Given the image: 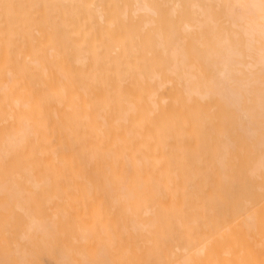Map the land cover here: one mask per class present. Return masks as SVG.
<instances>
[{
	"label": "bare ground",
	"instance_id": "6f19581e",
	"mask_svg": "<svg viewBox=\"0 0 264 264\" xmlns=\"http://www.w3.org/2000/svg\"><path fill=\"white\" fill-rule=\"evenodd\" d=\"M196 1L167 0L173 3L170 13L173 16L179 15L175 16L173 28L167 29V35L173 31L183 33L189 31L194 26L191 24L192 21L194 22L193 14H199L204 18V26L202 25L204 28L208 26L211 31L218 30L216 15L213 8L209 6L210 2L218 0H200V3L203 1L201 6ZM229 1L228 18L230 17L234 26L238 23L242 24L243 36L246 38V51L253 52L251 42L255 36L262 41V48L256 53L255 64L261 67L258 73L264 74V15L260 14L264 12V0H247L245 5L241 4V0ZM137 3L138 0H0V128H12L7 139L0 141V170L6 161L12 162L11 168L14 170L24 160H29L28 166L25 167H28L25 172L28 177L27 182L36 189L37 183L33 181L34 176L57 174L58 184L56 183L57 186L54 184L56 187L54 189L61 192L64 191L63 186L67 181L64 176H69L71 198L76 199V195L84 194V203L88 205L89 221L105 216L103 213L105 203L103 192H101L104 185L99 179V173L106 175L132 173L136 168L142 167L141 158L172 159L174 151L170 144L173 136L178 133L183 124L188 126L199 124L203 106L198 105H204L206 99L215 98L227 109H233L239 113L238 121L241 128L239 131L243 132L248 140L254 138L259 131L254 127H264V93L258 94L256 90L250 88L251 85L258 84L257 80H247L244 84L242 81L245 82L246 79L238 80L237 75L241 74V71L237 69L239 63L236 58H240L242 53L237 50L236 45L235 49L227 47L228 43L225 47L221 45L223 50L219 54L220 57L213 62L214 75L218 81L216 86H210L211 84L207 82L204 94L198 92L196 88L187 93L186 90L184 92L186 96L178 97L177 104L168 112H163L156 122L152 124L146 122L143 103L144 95L149 87L145 76L149 74L144 75L145 73L141 70V64L144 62L147 64V60L139 58L146 43H141L142 49L135 51L136 45H133V40L135 41L136 35L129 32L119 18L122 14L127 16L130 5L134 6ZM176 7L180 8L178 13H175ZM239 26L237 28L240 30ZM135 27L131 26L132 29ZM131 28L130 30L133 31ZM169 36L171 35L166 37L169 38ZM223 38H226L224 40L226 42L227 36ZM187 57L188 54L183 46L178 45L174 46L168 55L173 68L185 64ZM159 66L158 62L154 63L155 69ZM127 102L139 104V110L136 111L134 108L123 110L121 106ZM243 102L254 103L243 112L241 108ZM79 121H83L82 126L78 124ZM175 139L182 144L188 141V137L182 135ZM185 155L189 156L187 150ZM144 171L149 173L151 170L144 168ZM151 180L148 190H153L154 188L151 187L155 184L161 185L158 176H152ZM169 182L173 183L174 180L171 179ZM3 187L1 186L0 189ZM14 188L16 189V186ZM49 189L47 187V190ZM118 190L121 197L128 202L129 194L126 186L120 184ZM13 192L17 194L16 190ZM13 192L12 199L18 197ZM8 196L7 198L10 197ZM130 196L132 197L133 194ZM37 198H39V209L46 211L47 204L51 203V197L40 195ZM33 200L32 196L27 201ZM146 200L151 202L153 198L148 197ZM8 203H11L10 198ZM20 204L18 202V206ZM258 205L261 208L258 210L254 207L255 212L253 213L252 209V213L246 215L245 221L242 222L243 218L240 219L242 224L238 223L239 220L234 221L235 224L230 226L233 230L231 228L229 230L226 225L224 229L227 228V230H224L221 236V231L217 232L219 235L215 234L217 237L213 239L214 241L209 239L211 243L209 245V241L203 239V233L194 232L188 240L194 244H200L203 239L208 246L202 240V244H205L203 249L201 250L199 244L195 246V248L200 247L198 252V249L194 248V251L190 248L194 251L192 255L185 248L189 255L184 256L182 263L258 264L260 262L262 264L264 261V204ZM167 206L170 208L172 205L167 204ZM3 208L6 207L2 206ZM71 212L72 216L68 217L70 220L66 222V225L69 233L76 236V207L72 206ZM29 218L31 220L32 217ZM164 220L166 221L167 218H163ZM155 222L157 221L152 219L151 225L154 226ZM176 226L178 224L166 225L164 230H171ZM41 227L31 223L28 228L46 238L55 236L54 232ZM80 240L84 241L85 237L80 236ZM162 240L164 241V238ZM35 245L37 247V244ZM3 248L5 250V247ZM176 249L178 248L168 254L174 255ZM6 257L1 258L2 261L7 259ZM1 259L0 264H4ZM99 259L101 261V257ZM106 262L109 261L105 260ZM58 264L72 263L62 254Z\"/></svg>",
	"mask_w": 264,
	"mask_h": 264
},
{
	"label": "rangeland",
	"instance_id": "374dc122",
	"mask_svg": "<svg viewBox=\"0 0 264 264\" xmlns=\"http://www.w3.org/2000/svg\"><path fill=\"white\" fill-rule=\"evenodd\" d=\"M202 2L196 1L200 6ZM229 2V0H218L209 4L217 18V31H211L208 26L204 28V18L199 14H193L194 22L192 21L191 24L194 26L186 33L181 31L170 32L169 38L166 37L168 36L167 29L173 28L175 16L178 15L173 16L170 13L173 6L172 2H167V0H138L134 6L130 5L127 16L121 13L119 18L129 29L128 31L138 36L134 37L136 42L133 40V45H138L137 48L135 46L134 50L142 49L141 43H146L143 53L139 57L147 60V64L145 62L141 64V70L145 73L144 75L149 74L145 76L149 87L144 95L143 103L146 122L150 124L156 122L163 112L166 113L172 109L177 104V99L185 97L189 90L196 88L198 92L204 94L207 82L211 84L210 86H216L218 81L214 75L213 62L220 57L222 47L228 44L227 47L232 49L237 47V50L242 53L240 58H236L239 63L237 69L241 71V74L237 75L238 80L240 78L246 79L245 82L242 81V84L246 83L247 80H257L258 84H253L250 88L256 90L258 94L264 93V74L258 73L261 67L255 64L256 53L261 50L262 41L255 36L251 42L253 52L246 51V38L243 36L242 24L238 23L234 26L229 19L230 17L228 18ZM246 2L247 0H241V4H246ZM217 4L218 8L216 9ZM176 8L175 13H178L180 8ZM262 13L260 14L264 15V12ZM168 14L171 16L169 17ZM162 17L164 18L161 19ZM132 25L136 26L135 29L131 28ZM237 26L240 27L241 31ZM150 27L153 28V31ZM145 30L149 31L146 33ZM224 34L227 36L226 42L224 41L226 38H223L225 37ZM226 43L228 44L226 45ZM176 45L183 46L188 57L185 64L173 68L168 55L169 51ZM221 45L223 46L221 47ZM153 52L154 54H152ZM164 61L168 63L164 64ZM155 62L160 65L156 69L154 67ZM198 77L201 78L198 79ZM185 91L186 93H184ZM163 96L166 97L163 98ZM203 104L198 105L203 106L199 124L196 126L183 124L178 133L173 136V141L170 144L174 151L172 159L156 157L155 160H148L141 158L142 167L136 168L132 173L123 172L108 175L99 173V179L104 185L101 192H103L105 203V211L103 212L105 216L98 220L89 221L88 205L84 203V194L76 195V199L71 198L69 176H64L67 181L63 186V192L54 189L55 185L58 184L56 182L58 181L57 174H54L55 176H44L43 174L34 176L33 181L37 183L35 189L27 182L28 177L25 174L28 168L25 167L28 166L29 160H24L14 170L11 168V161L4 162L0 170V188L1 186L5 187H3L4 190L0 189L3 190L0 193H4L0 195V259L7 255L8 257L4 261L1 259V261L4 264L7 262L8 264H58L63 254L70 259L72 264H184L182 263L184 256L189 255L190 252L192 255L195 249H198L197 252L200 251V247L195 248L196 245H200L202 250V247L207 245L204 240H213L219 235L217 232L220 231L221 236L222 232L227 230V228L224 229L226 225L228 229H232L230 226L235 224L234 221L239 220L238 223L242 224L241 218H243L242 222L245 221L246 215L254 213L255 208L258 210L261 208L258 204H264V127H254L259 131L257 130L254 138L248 140L243 132H240L239 113L233 109H227L222 102L215 98H208ZM251 104L243 102L241 104L243 112ZM121 108L123 110L134 108L138 111L139 104L127 102ZM78 124L82 126L83 121H79ZM11 130L12 128L1 127L0 141L6 140ZM195 132L198 133L195 134ZM179 135L187 136L188 141L183 144L180 143L178 139H175ZM203 141L205 143H202ZM21 145L23 147L24 143ZM184 147L189 153L188 157L185 155ZM261 163L262 165H260ZM144 168L151 171L145 172ZM152 176H158L161 185L155 184L151 187L154 188L153 190H148ZM171 179L174 180L173 183L169 182ZM47 180L49 181L47 182ZM120 184H124L127 188L128 202L121 197L118 190ZM11 185L12 187H10ZM106 185L108 187H105ZM39 187L40 189H38ZM47 187L50 189L47 190ZM15 190L17 194L13 192ZM5 191H7L6 194ZM12 192L18 197L12 199ZM130 194L133 196L131 197ZM40 195L51 197V203L47 204L48 209L46 211L39 209V198L37 197ZM7 196L11 203H8L9 198ZM32 196L34 200L28 202L27 200ZM148 197H152L153 200L148 202L146 200ZM21 201H23L24 206L20 204ZM167 204L172 206L168 208ZM2 206L6 208L2 209ZM72 206L76 207V236L69 233L66 225V222L70 220L68 217L71 218L70 216H72ZM29 217H32L31 220ZM163 218H167V220L163 221ZM152 219L157 221L154 226L151 225ZM31 223L35 226L38 225V227L42 226L41 228L49 225L45 229L54 232L55 236L46 238L33 230L30 231L28 227ZM170 224H178V226L165 231L164 227ZM237 225L239 226V224ZM205 228L207 229L204 231ZM194 232L204 234V240L201 239L200 244H194L188 240L194 235ZM80 236H84L85 240L81 241ZM163 238L164 241L167 240L165 243ZM202 240L205 244H202ZM209 244H211L210 241ZM175 248H178L175 250L176 254L170 256L168 253ZM185 248L189 250V253ZM190 248L195 249L192 251ZM55 253L57 254L55 255ZM99 257H101V261ZM80 260L85 262L82 263ZM105 260L109 262L105 263ZM180 260L181 262H179Z\"/></svg>",
	"mask_w": 264,
	"mask_h": 264
}]
</instances>
